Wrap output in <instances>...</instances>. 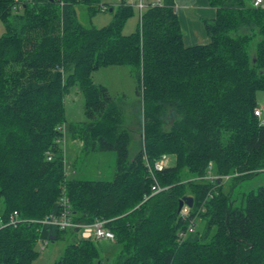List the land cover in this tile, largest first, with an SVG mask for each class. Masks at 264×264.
Segmentation results:
<instances>
[{
	"label": "trees",
	"instance_id": "obj_1",
	"mask_svg": "<svg viewBox=\"0 0 264 264\" xmlns=\"http://www.w3.org/2000/svg\"><path fill=\"white\" fill-rule=\"evenodd\" d=\"M206 1L215 10L203 21L208 43L185 46L175 0L138 10L129 35L122 30L135 8L122 1L0 0V264H32L40 241L66 236L53 264L104 263L97 241L74 227L32 223L58 214L63 193L73 223L105 222L113 264H264V186L238 205L232 194L264 174V123L255 114L264 94V5ZM77 5L90 15L104 7L112 20L84 28ZM108 66L131 69L141 100L132 157L121 110L92 81ZM72 89L83 96L84 120L67 126L69 138L85 152L115 153L111 181L67 177L64 101ZM168 108L173 121L164 129ZM163 155L174 163L155 171ZM184 198L193 200L186 220L178 212ZM13 212L24 221L6 225Z\"/></svg>",
	"mask_w": 264,
	"mask_h": 264
},
{
	"label": "rangeland",
	"instance_id": "obj_2",
	"mask_svg": "<svg viewBox=\"0 0 264 264\" xmlns=\"http://www.w3.org/2000/svg\"><path fill=\"white\" fill-rule=\"evenodd\" d=\"M118 0H101V4L107 7L116 6ZM264 1V0H263ZM76 20L84 28H102L110 24L112 13L109 11L96 12L90 15L84 5L74 7ZM139 21L138 9L135 7L134 15L127 20L123 26L122 33L129 35L136 30ZM204 26V24H203ZM205 30V29H204ZM3 26L0 23V35L3 33ZM205 42H196L197 45H203ZM208 43V40L207 42ZM205 43V44H206ZM92 81L97 85L107 88L108 93L114 98V102L121 110L122 127L127 129L131 135V144L129 146V156L132 157L140 146L142 134L138 125L141 113V100L136 92V82L131 74V69L127 66H108L98 69L92 74ZM258 107L263 115L261 117L264 123V94L257 93ZM65 116L66 124L63 126V151L65 171L68 178H76L87 181H111L114 177L116 155L114 152H85L79 140L69 138L67 126L70 123H79L84 120L83 117V96L76 90L72 89L70 94L65 97ZM165 127L167 129L173 121V114L166 109ZM169 165L174 163L173 156L167 157ZM231 183L228 182V188ZM264 186V174L256 175L250 179L237 183L233 188L232 194L234 204L238 205L240 196L249 191H256L259 187ZM2 211V202L0 200V213ZM194 229H199V219L195 221ZM47 241L45 249H41L43 243H38L37 248L40 250L38 258L32 264H53L62 255L66 247L68 237L65 239ZM99 252L104 259L103 264H113V258L116 254L112 242L99 240L97 241ZM42 250V251H41Z\"/></svg>",
	"mask_w": 264,
	"mask_h": 264
},
{
	"label": "built area",
	"instance_id": "obj_3",
	"mask_svg": "<svg viewBox=\"0 0 264 264\" xmlns=\"http://www.w3.org/2000/svg\"><path fill=\"white\" fill-rule=\"evenodd\" d=\"M122 2H125L126 4L135 6L139 12L141 13L142 10H144V7L141 3H138L137 0H120ZM263 0H254L252 5L253 7H259L264 5ZM104 7L102 8V11H104ZM263 115L262 110L256 111V116L261 117ZM168 164V159L166 155L161 156L155 164H153V169L155 171H162ZM149 170L151 168L148 166ZM157 191H160V189H157ZM59 205L62 209V213L59 217L51 218L50 220L46 221L45 224H49L52 226H58L61 230H64L66 228L74 227L79 231L80 238L83 239H90V240H105L109 242L114 241V235L110 230H108L105 227V222L102 220H96L92 224H76L71 221L70 214H69V200L66 197V195L63 193L59 199ZM190 209L187 206H184L180 210V216L186 220L189 217ZM193 231V226L189 224L188 228L184 232H179L178 239L181 241L189 232ZM43 250V247L41 248ZM41 250V251H42ZM40 251V250H39Z\"/></svg>",
	"mask_w": 264,
	"mask_h": 264
},
{
	"label": "crops",
	"instance_id": "obj_4",
	"mask_svg": "<svg viewBox=\"0 0 264 264\" xmlns=\"http://www.w3.org/2000/svg\"><path fill=\"white\" fill-rule=\"evenodd\" d=\"M148 3L150 0H143ZM252 4L254 0H245ZM120 0L117 1V4ZM264 2V1H263ZM175 11L183 34L185 46L197 45L196 42H207L203 21L215 17V10L209 7L206 0H175ZM204 43V44H205Z\"/></svg>",
	"mask_w": 264,
	"mask_h": 264
},
{
	"label": "bare ground",
	"instance_id": "obj_5",
	"mask_svg": "<svg viewBox=\"0 0 264 264\" xmlns=\"http://www.w3.org/2000/svg\"><path fill=\"white\" fill-rule=\"evenodd\" d=\"M137 2H138V3H141L142 6H143L144 8H147L149 5H156V4H160V3H161L160 0H154L153 2H148V3L144 2L143 0H137ZM132 6H133V5H132ZM133 7L135 8V6H133ZM260 110H261V109H260ZM256 111H257V110H256ZM256 111H255V114H256ZM261 117H262V116H261ZM261 117H260V118H261ZM156 161H157V160H156ZM156 161H154L153 164H155ZM149 165H150V164L146 162V166L148 167ZM58 205H59V201H58ZM184 206H187V205H183V206L181 207V209H182ZM187 207H188V206H187ZM61 213H62V209L60 208V205H59V213H58V214H56V215H52V216H48V217H45L43 220L32 221V223L37 222V223L45 224V222L48 221V220H50L51 218L59 217V216L61 215ZM22 221H24V220H21V219L18 217V213H17V212H13V213L9 216V219H8V222H7L6 225H15V224L17 225V224L21 223ZM0 222H1V221H0ZM55 227L58 228L59 230H61L58 226H55ZM52 239H54V238H52ZM39 243H43V244L41 245V248L43 247V250H44L47 241H46V240H45V241H40Z\"/></svg>",
	"mask_w": 264,
	"mask_h": 264
},
{
	"label": "water",
	"instance_id": "obj_6",
	"mask_svg": "<svg viewBox=\"0 0 264 264\" xmlns=\"http://www.w3.org/2000/svg\"><path fill=\"white\" fill-rule=\"evenodd\" d=\"M183 205H187L188 207L191 208L192 205H193L192 198H184V199L180 200L179 203H178V212L181 210V207Z\"/></svg>",
	"mask_w": 264,
	"mask_h": 264
}]
</instances>
